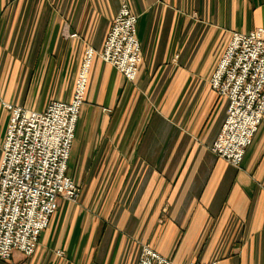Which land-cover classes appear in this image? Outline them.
Instances as JSON below:
<instances>
[{
	"label": "crops",
	"instance_id": "0c3cea01",
	"mask_svg": "<svg viewBox=\"0 0 264 264\" xmlns=\"http://www.w3.org/2000/svg\"><path fill=\"white\" fill-rule=\"evenodd\" d=\"M121 1L0 0V162L2 102L70 99ZM127 1L142 57L132 82L92 63L67 170L79 199L60 202L33 254L0 264H137L142 244L189 264L199 243L202 261L223 244L232 264H264V118L240 167L218 157L228 100L210 83L232 31L264 23V0Z\"/></svg>",
	"mask_w": 264,
	"mask_h": 264
},
{
	"label": "built area",
	"instance_id": "2783aa9c",
	"mask_svg": "<svg viewBox=\"0 0 264 264\" xmlns=\"http://www.w3.org/2000/svg\"><path fill=\"white\" fill-rule=\"evenodd\" d=\"M137 21L130 3L122 0L102 48H86L70 99H51L42 109L2 102L11 116L0 162V259L8 260L15 250L33 254L60 202L78 201L80 188L67 170L91 66L99 57L128 81H134L142 57ZM210 83L228 100L226 118L211 151L240 167L264 118V23L247 32L232 31ZM56 253L62 255L63 250ZM137 264L177 263L142 244ZM189 264L219 261L195 260Z\"/></svg>",
	"mask_w": 264,
	"mask_h": 264
},
{
	"label": "rangeland",
	"instance_id": "374dc122",
	"mask_svg": "<svg viewBox=\"0 0 264 264\" xmlns=\"http://www.w3.org/2000/svg\"><path fill=\"white\" fill-rule=\"evenodd\" d=\"M72 166H73V158L71 157L69 159V162H68V167H69L68 172L71 171ZM42 235L43 234H41L40 237H42ZM204 246H205V243H199V245L197 246L198 251L195 254L191 255V260L192 261H195V260L202 261L203 260L201 257H202V254H203V250L205 249ZM228 246L229 245L219 244V245H216V249L217 248L225 249ZM223 249H220L219 251H216L215 254H214V258H217L220 261V264H232L233 260H232L231 256L226 254L225 250H223Z\"/></svg>",
	"mask_w": 264,
	"mask_h": 264
}]
</instances>
